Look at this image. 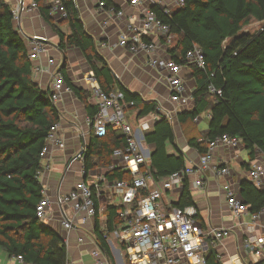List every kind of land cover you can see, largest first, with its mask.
Listing matches in <instances>:
<instances>
[{
    "label": "trees",
    "instance_id": "1",
    "mask_svg": "<svg viewBox=\"0 0 264 264\" xmlns=\"http://www.w3.org/2000/svg\"><path fill=\"white\" fill-rule=\"evenodd\" d=\"M37 1L43 18L58 33L60 47L81 49L102 88L123 92L126 112L135 110L138 117H144L141 121L150 122L145 142L153 147L148 167L154 178L160 180L183 169L187 155L177 143L171 121L165 116L153 120L152 114H160L157 104L139 99L116 82L94 37L87 32L75 0H60L70 34H65L55 22L47 0ZM151 8L176 36L170 46L176 61L185 63L186 53L194 45L201 46L206 56V70L194 64L187 70L190 72L186 78L194 77L197 81L194 107L176 115L187 144L204 155L216 137L238 136L253 160L257 148L264 152V26L254 33L244 32L243 28L252 22H264V0H184L171 13L158 3ZM15 23L13 8L6 0H0V248L10 257L21 255L29 264H68L66 241L36 211L44 198L39 180L43 168L40 153L51 126L61 119L60 111L52 102L50 91L36 81L27 40ZM59 70L65 77V66ZM65 80L85 104L89 117L94 118L97 107L90 102L91 93L74 85L68 77ZM210 84L221 94L211 93ZM131 101L133 105L129 104ZM203 113L210 117L200 136L195 119ZM127 145L128 138L121 129L109 126L106 136L101 138L93 131L84 157L85 172L97 167L110 168L114 151ZM169 147L173 150L169 151ZM107 177L115 181L131 179L132 175L115 167ZM241 188L251 212L264 210V187L243 180ZM173 205H195L189 179L184 181L180 198ZM120 208L121 205L109 203L103 214L96 216V239L112 264L107 239L124 224L118 213ZM125 259L131 264L127 254ZM206 264H223L213 247L206 252Z\"/></svg>",
    "mask_w": 264,
    "mask_h": 264
},
{
    "label": "built area",
    "instance_id": "2",
    "mask_svg": "<svg viewBox=\"0 0 264 264\" xmlns=\"http://www.w3.org/2000/svg\"><path fill=\"white\" fill-rule=\"evenodd\" d=\"M54 1V0H53ZM151 0H129L132 6H141L144 17L140 26L131 27L132 36L124 33L119 39L118 45L129 47L133 51H145L151 56V65L162 64L167 69V81L170 89L171 101L177 105L174 113H167L166 117L174 123L177 121V109L189 104L193 100V92L189 91L188 81L183 71L188 70L190 64L206 70L207 61L204 50L199 45H194L185 56V63L176 61L172 56L165 60L154 58V54L161 44L153 39L151 35L157 34L164 38L169 46L175 42V34L170 31V25L164 23L152 10L144 8L143 5ZM179 5L184 0H176ZM100 9L106 10L111 15L122 17L124 10L108 0H98ZM66 16L65 9L60 0L53 4ZM39 9L37 0H18L13 8L15 21L21 16ZM167 11V10H166ZM167 13H169L167 11ZM25 39L29 47V58L33 61L39 59L40 55L47 51L49 39L43 34L26 35ZM59 62L54 57H49L47 63H33L34 72H47L52 74L53 81L50 89L52 102L57 105L65 91H72L67 85L63 73L58 68ZM87 88L91 98L97 100V113L94 118L89 117L97 137H104L108 127L121 129L128 138L125 149L118 148L113 153V160L122 162L123 168L132 175L131 179H117L109 185L108 177L99 175L93 183L86 180L79 181L75 189L68 193H59L57 203L62 215V225L65 229H72L78 224H85L90 217L102 213L98 206L101 194L106 191L105 185H109L113 192L110 204L121 205L118 213L124 220L121 228L115 229L111 235L120 240L124 245L125 252L131 264H206V252L219 241L231 234V230L225 228H205L198 219V209L195 205L177 207L169 202L166 206L164 196L167 191H175L183 186L186 179L197 175L194 186L204 188L206 186L207 172H213L216 176L223 177L230 173V168L215 159L217 148L224 146L237 148L242 145V139L238 136L223 134L209 143L206 154L201 155L197 163H188L183 169L173 172L171 175L156 180L148 167L152 151L145 144V132L150 129L148 120L141 121L139 127L135 128L129 122L126 112L124 94L120 90L106 91L102 88L95 73L91 71L85 77ZM211 93L221 94L213 84L208 86ZM134 104V101L129 103ZM152 119H156L152 116ZM198 117L195 119L198 121ZM60 121L51 126L46 143L40 153L43 168L39 176L51 167L50 163L44 164L45 159L53 147L64 148L65 139L59 132ZM86 147H83L76 159L84 160ZM115 168V163L112 164ZM86 173V172H85ZM250 180L261 187L264 178V152L256 149L255 157L251 162L249 170ZM223 189L227 194L229 207L234 215L241 219L248 215L252 219L249 222L248 233L244 240V248L261 259L264 264V235L255 232L260 213H253L250 206L239 196L237 190L230 184L225 183ZM114 196V197H113ZM69 206L72 207L70 211ZM37 216L44 222L53 215L51 201L45 197L39 201L36 207ZM79 212H84L86 217L80 221L77 218ZM80 222V223H79ZM264 228V223L261 225ZM109 237V236H108ZM80 241L84 238L80 237ZM100 264L105 261L101 257L98 248L92 252ZM19 261L25 262L21 255L16 256ZM0 264H8L0 259Z\"/></svg>",
    "mask_w": 264,
    "mask_h": 264
},
{
    "label": "crops",
    "instance_id": "3",
    "mask_svg": "<svg viewBox=\"0 0 264 264\" xmlns=\"http://www.w3.org/2000/svg\"><path fill=\"white\" fill-rule=\"evenodd\" d=\"M17 1L6 0L12 8L16 6ZM52 1L47 0V4L51 6V14L55 22L59 24L60 29L65 34H70L71 28L68 22H66L63 12L56 6L53 8ZM108 1L121 7L125 15L118 17L109 14L106 10L100 9L98 0H75L87 32L96 41L97 50L107 61L117 83L123 85L127 91L138 96L139 99L157 104L160 114H152L156 118L155 121L160 119L161 116L166 117L167 113H174L177 105L170 98L167 69L162 64L151 65L150 60L152 55H149L145 51H133L129 47L118 45L119 39L124 33L132 36L133 30L131 27L141 25L144 17L143 8L141 6L135 7L130 5L129 0ZM155 3L164 7L169 13L179 6L176 0H151L143 5V7L149 8ZM15 24L23 35L43 34L49 39L47 51L41 54L39 59L33 60V63L45 64L49 57H54L59 62L58 68L61 69L62 59L66 56L65 77H68L77 87L89 91L85 83V77L93 70L85 59L82 50L74 46H69L66 50H63L60 47L58 33L45 21L40 8L22 15L21 19ZM150 39L161 44L155 52L154 58L165 60L171 57L170 46L165 43L163 37L153 34ZM189 72L187 70L183 71V75L187 77ZM34 77L44 90L50 91L53 81L52 74L38 72L34 73ZM186 79L189 91L193 92L197 86L196 79L194 77ZM90 102L97 107L96 98H90ZM56 106L61 116L59 132L64 137L66 145L64 148L53 147L48 156L43 159V163H50L51 167L40 174L39 180L43 186L44 196L51 201V209L53 211V215L48 217L44 223L55 229L66 241L68 264H100L92 253L98 248L101 250V257L105 261L102 264H112L110 257L96 239L95 226L97 215L90 217L85 224H78L72 229H65L62 225V215L57 203V195L73 191L76 184L81 180L93 183L99 175L107 176L108 171L113 168L111 167L112 165L110 168L97 167L85 173L84 160L75 158L83 147L87 148L90 145L94 131L92 124L89 122V114L85 104L77 98L73 91H65ZM193 107L194 101L192 100L189 104L179 107L177 113L192 109ZM127 117L135 128L139 127L140 121L144 118L138 117V112L135 110L129 111ZM209 117V113H203L196 122L206 129ZM172 125L175 129L180 124L178 121H175ZM145 144L151 151L153 150L151 145L146 142ZM179 147L187 155V164L199 161L201 155L188 144L183 147L179 145ZM172 150L169 147V151ZM249 154L250 152L244 145L237 148L221 146L215 151V159L223 165H227L230 168V173L219 177L213 172H207V177H203L206 178V186L204 188L194 186L193 180L197 175H192L189 178L190 189L195 206L198 209V219L203 226L205 228H225L232 231L231 234L213 246L223 264L262 263L261 259L244 248V240L248 233L249 222L252 219L248 215L241 219L234 215L229 207L227 194L223 189L225 183H230L237 190L239 196L243 198L241 194V182L243 180H250L249 170L253 161ZM114 163L115 167L123 168L122 162H114L113 160L112 164ZM112 183L113 180H109V185ZM109 185H105L106 191L101 194L98 201V206L102 208L100 215L103 214V211L110 202L111 195H113ZM182 187L175 191H167L166 193H181ZM261 187H264V178ZM166 193L164 203L167 206L170 201ZM177 201L171 203H176ZM69 209L72 211L71 206H69ZM84 217H86L84 212H79L77 215L79 221ZM102 219L103 217L101 216ZM256 221L255 232L258 235H264V228L261 226L264 223V211L260 213V218ZM80 237H83L84 240L80 241ZM107 242L114 264H127L125 259L126 252L122 249L120 240L110 235ZM0 259L8 264H29L19 261L16 256L10 257L3 248H0Z\"/></svg>",
    "mask_w": 264,
    "mask_h": 264
},
{
    "label": "rangeland",
    "instance_id": "4",
    "mask_svg": "<svg viewBox=\"0 0 264 264\" xmlns=\"http://www.w3.org/2000/svg\"><path fill=\"white\" fill-rule=\"evenodd\" d=\"M52 4H55L56 3V0L52 1L51 2ZM264 26V22H252L251 24L245 26L243 28V31L244 32H258L260 31ZM197 124V123H196ZM200 126V132H199V135L202 136L205 132V129L199 124ZM175 130H176V135H177V139H178V143L181 147L185 146L187 144V138H186V135L183 131V129L181 128V126H176L175 127ZM179 195L180 193L179 192H168L166 193V196L168 197V200L170 202H175L176 200H179Z\"/></svg>",
    "mask_w": 264,
    "mask_h": 264
},
{
    "label": "water",
    "instance_id": "5",
    "mask_svg": "<svg viewBox=\"0 0 264 264\" xmlns=\"http://www.w3.org/2000/svg\"><path fill=\"white\" fill-rule=\"evenodd\" d=\"M66 61H67V58L66 56H64L61 62V68H63L66 65Z\"/></svg>",
    "mask_w": 264,
    "mask_h": 264
}]
</instances>
